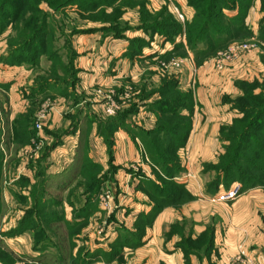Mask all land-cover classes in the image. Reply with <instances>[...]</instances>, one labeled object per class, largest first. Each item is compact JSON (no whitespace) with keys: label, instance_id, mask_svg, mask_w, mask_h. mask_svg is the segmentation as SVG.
<instances>
[{"label":"rangeland","instance_id":"obj_1","mask_svg":"<svg viewBox=\"0 0 264 264\" xmlns=\"http://www.w3.org/2000/svg\"><path fill=\"white\" fill-rule=\"evenodd\" d=\"M20 1L26 5V10L20 12L23 19L16 27L9 25L0 33L6 46H0V63L35 65L42 84L47 81L51 89L68 85L63 91L70 95L72 105L83 100L75 81L81 34L99 30L114 35V31H126L131 27L123 16L127 10L137 8L139 28L152 36L159 34L164 42H171L172 48L154 61L140 62L134 81L121 80V91L96 89L103 110L92 112L102 142V146L97 143L95 153L104 166L84 153L90 149L85 133H89L91 126V119L85 117L81 142L74 148L78 155L71 163L62 161L64 169L58 174L48 176L46 171L39 174L40 184L48 194L40 205L33 195L36 181L21 182L15 178L20 159L16 154L19 142L15 139V120L19 116H14L13 124L6 116H0V245L12 255L11 258L0 252V264H164L156 257L159 246L165 250L180 247L184 264L204 263L192 255L207 263L206 257L213 255L215 242L212 227L198 234L197 223L191 226L188 219L157 216L165 208L190 205L203 195L231 204L253 189L264 190V0H250L249 5L234 0L237 4L232 8H221L219 2L211 8L209 19L230 37V41L220 46H215L210 32L197 43H189V29L205 2L192 6L194 14L186 19L175 10L172 0H165L155 9L149 0H117L92 4L86 9L78 6L77 1L78 5L73 2L62 7L56 3L63 0H49L50 3L36 4L42 12L28 10L35 0ZM222 14L236 17L235 27L222 23ZM43 17L47 21L46 30L20 55L21 48L10 44L34 33L25 30L26 21L33 20L39 25ZM179 37L180 41H176ZM142 44L134 38L133 52ZM35 49L41 52L33 60L31 54ZM47 96L35 107V116L28 114L29 140L23 148H28L29 157L32 154L35 157L33 150L37 154L45 147L37 140V130L56 111L55 94ZM110 106H116L114 113L106 110ZM208 109L217 115L224 113L225 118L218 115L216 120L207 121L204 115ZM43 113L45 117H39ZM116 116L125 119V123L114 129L108 121ZM193 127L195 136L206 129L207 137H218L216 154L193 155L194 141L190 143ZM120 130L141 145L146 168L140 164L134 166L137 180H141L136 191L144 192L152 202L148 213H132L131 171L127 170L126 179H121L119 184L115 180L118 170L124 168L114 158ZM109 138L113 140L111 148ZM144 139L157 145L155 155L148 153ZM85 162L99 167L85 169ZM94 173L103 182L99 192L91 197L85 192V184L86 176ZM190 180L199 181L198 195L187 190L186 182ZM238 187L233 199H219L224 192ZM29 214L33 217L30 227H22L21 232L15 233ZM146 248L150 251L148 256L143 253ZM262 253L264 256V247ZM237 261L242 264L241 260ZM210 264L215 262L210 260Z\"/></svg>","mask_w":264,"mask_h":264},{"label":"crops","instance_id":"obj_2","mask_svg":"<svg viewBox=\"0 0 264 264\" xmlns=\"http://www.w3.org/2000/svg\"><path fill=\"white\" fill-rule=\"evenodd\" d=\"M149 2L154 4L153 9H155L161 7L165 0H149ZM172 4L184 18H192L194 8L188 4L187 0H172ZM123 19L128 21L131 28L121 32V36L105 35L99 30L79 36L76 59L79 72L75 81L80 90V96L83 98L81 103H75V105L70 103V95L67 91L64 92V89L68 88L67 84L61 89H51L46 81L43 83L45 89H39L40 83L42 84L43 81L38 75L39 70L34 68L35 65H22L21 63V65L10 66L0 63V116H6L9 123L13 124L11 120L20 114L35 116V107L40 105L43 98L49 97H45L48 93L55 94L53 100H56V111H53L44 121L42 128L37 130V140L45 146L41 152L38 151L36 154L33 150L35 157L33 154V158L29 157L26 153L29 151L28 148H23L25 144L18 143L19 149L16 154L20 159L15 173L16 179H21V182L27 179L35 182L36 174L43 166H45L48 176L60 173L64 169L62 161L67 160L71 163L73 157L78 155L75 149L81 142L79 139L84 131L81 124L86 122L85 117L91 119V126L89 133H85L89 137L90 149L84 153L88 154L95 163L104 166L102 160L96 158L97 153H95L96 146H102V142L99 140L96 118L92 112L103 110L96 89L100 87L104 90L110 88L120 90L122 79L134 81L140 62L154 61L161 57L166 50L172 48L171 42H164L163 37L159 34L152 36L139 28L140 18L137 8L127 10ZM95 26L99 27L97 24ZM134 38L144 42L139 49L135 50L136 53L133 52L132 47ZM180 39L181 37L176 41H180ZM3 42L0 38V46L5 48ZM67 82L65 81V83ZM32 108H35L34 112H32ZM76 109H78V114ZM209 110L204 115V119L207 121L216 120L218 115H223L222 118H225L224 113L217 115V113H210ZM194 132L195 128L193 127L190 143L194 141L192 149L194 156L199 154L209 156L217 153L218 137L215 135L207 137L204 133L206 129H202L201 133H197L196 136L193 135ZM209 139L212 141L209 142ZM114 147L115 163L124 167L118 170L115 180H119V184L120 180L127 175V170L131 171L132 188H134L132 189L133 193L131 192L133 198H130L132 213H148L152 209V202L144 192L136 191L138 181L141 180H137L138 173L134 166L140 164L146 168L140 143L132 139L124 130H120L117 132ZM40 155H43L41 159ZM186 184L187 190L192 194H199V181L190 180ZM157 218H174L185 221L188 219L191 221V226L197 223L195 227L198 234L207 227H212L215 236L213 255L209 256L210 258L206 257L207 263L201 261L197 255L191 256L200 260L199 262L210 264L211 260L215 264H230V262L231 264H240L235 260L236 255L240 249H245L252 259V264H264L262 253L264 247V190L253 189L248 194L239 196L231 204L219 203L207 195H203L199 200L197 197L196 201L191 202L190 205H183L181 208L175 209L165 208L159 212ZM161 247L159 246L157 250V260L163 261L164 264H184L180 247L166 250ZM172 250L173 252L170 253L169 251ZM143 253L148 256L150 251L146 248L143 249Z\"/></svg>","mask_w":264,"mask_h":264},{"label":"trees","instance_id":"obj_3","mask_svg":"<svg viewBox=\"0 0 264 264\" xmlns=\"http://www.w3.org/2000/svg\"><path fill=\"white\" fill-rule=\"evenodd\" d=\"M77 1L80 5H78ZM113 1H117V0H63L59 3H56V5L58 6H69L70 4H72L73 2H75V4L77 3L78 6L80 7H84V9H86L87 7H89L92 4H103V3H111ZM243 2V4L245 5H249L250 0H240ZM42 2H47L50 3L49 0H35V2L28 8V10H32L35 9L38 11H41L38 7L36 8V4L37 3H42ZM199 2H205L204 3V7L200 10L197 11L195 19H194V24L190 27L189 29V35H188V39H189V43H197L198 41L202 40L201 37L202 35H204L205 33H209L210 32V37L215 40V46H220V43L222 42H227L230 41V37L222 30L219 29L218 25H215L212 20L209 19V15H210V11L211 8H213L215 5H217L219 2L222 3V7H227V8H232L234 7L237 3L234 0H189V4L191 6H198ZM74 4V3H73ZM197 5V6H196ZM11 6H13V9L11 8ZM26 10V5L20 1V0H0V33H2L9 25H11L12 28L16 27L17 24L20 23V21L23 19L22 13ZM42 12V11H41ZM220 18H222V23L223 22H227L224 24H227L228 26H233L235 27V18L234 17H229L226 14H222L220 16ZM28 21L25 22V30L26 31H34V33L25 38L24 40L21 39L19 42L17 43H11L10 45H12L13 47L17 48L20 47V51L21 53L23 51H25L26 49H28L29 47H31L32 45H34V41L37 38H40L39 36H41L44 31L46 30V25H47V21L46 19H44V17L42 18V20L40 21L39 25H36V23L31 20V22L29 21V23H27ZM31 24V25H29ZM24 26V25H23ZM155 31H160L163 34H167V31L162 30V29H155V27H153ZM238 28L242 31V27L238 26ZM122 30V29H121ZM150 30V29H148ZM114 31V30H113ZM114 35L118 36V35H122V33L119 31V33L117 31H114ZM219 36V37H218ZM216 38V39H215ZM36 51L31 54L33 58V60H35L37 58V56H39L40 52L38 49H35ZM15 54H13L14 56ZM17 55V54H16ZM15 55V56H16ZM20 55H24L23 53ZM14 56V57H15ZM22 61V60H21ZM20 60L18 61L19 63L21 62ZM39 89H44V84L40 83V88ZM29 118H28V114L26 115H20L18 117L17 120H15V124H16V141L22 144H25L26 141L29 140V131H30V125H29ZM108 123H110L111 126H115L114 129L118 128V127H122L124 126L125 123V119L123 118H118L117 116L115 118H113L112 120L108 121ZM107 123V124H108ZM146 147H147V151L150 155H155L154 150L155 147L157 148V145L155 146V144H153L152 142L146 143V140H143ZM108 142V146L111 148L113 145V140H111L109 138ZM155 157V156H154ZM155 161L157 163H159V160L157 159V157L155 158ZM84 164V163H83ZM95 167H93V163H89V162H85L84 164V168L86 169L87 167H91L93 168H97L98 169V165H94ZM42 171L44 172L45 169H43V167H40V170L38 171L37 175H36V183L33 185V195L34 198L36 199L37 203L40 205L43 198L47 197L48 194L44 191L45 189H43L44 186H42V184H40V180H42V176L39 177V174H42ZM167 172V171H166ZM86 178L88 179L87 183L85 184V189L88 194H90V196L92 197L93 195L97 194L99 192V189L101 187V184L103 181H101L100 177L98 176L97 173H94V175L92 176H86ZM48 181V180H47ZM47 183V182H46ZM147 187H150V185H148ZM152 190L153 187H151ZM154 192V191H152ZM89 197V198H91ZM93 201V200H92ZM32 214H29V216H27L22 222H21V226H19L18 229H15V233L21 232L22 227H26L29 228L30 225L32 224V216H30ZM72 227V226H71ZM0 252L4 253L6 256L11 257L12 255L10 254L9 251H7L5 248H3L0 245Z\"/></svg>","mask_w":264,"mask_h":264},{"label":"built area","instance_id":"obj_4","mask_svg":"<svg viewBox=\"0 0 264 264\" xmlns=\"http://www.w3.org/2000/svg\"><path fill=\"white\" fill-rule=\"evenodd\" d=\"M182 16L183 15L181 14V18H182ZM106 110L109 113H114L115 110H116V106L107 107ZM39 117L44 118L45 117L44 113L41 114ZM239 188L240 187H238L236 190L232 189V190H230L228 192H224L219 199L222 200V201H228L230 199H233L237 195V193L239 192ZM236 260H241V262L244 263V264H252V259L248 255V253L246 252L245 249H240L239 250V253L236 256Z\"/></svg>","mask_w":264,"mask_h":264}]
</instances>
